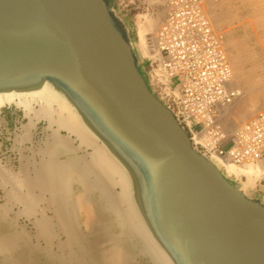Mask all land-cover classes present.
Wrapping results in <instances>:
<instances>
[{
    "label": "water",
    "instance_id": "95a60500",
    "mask_svg": "<svg viewBox=\"0 0 264 264\" xmlns=\"http://www.w3.org/2000/svg\"><path fill=\"white\" fill-rule=\"evenodd\" d=\"M228 176L112 0H0V264H264V200Z\"/></svg>",
    "mask_w": 264,
    "mask_h": 264
},
{
    "label": "built area",
    "instance_id": "2783aa9c",
    "mask_svg": "<svg viewBox=\"0 0 264 264\" xmlns=\"http://www.w3.org/2000/svg\"><path fill=\"white\" fill-rule=\"evenodd\" d=\"M163 7L147 68L155 93L205 155L237 166L264 162V109L230 133L221 127V117L241 92L231 84L223 37L202 0H163Z\"/></svg>",
    "mask_w": 264,
    "mask_h": 264
},
{
    "label": "rangeland",
    "instance_id": "374dc122",
    "mask_svg": "<svg viewBox=\"0 0 264 264\" xmlns=\"http://www.w3.org/2000/svg\"><path fill=\"white\" fill-rule=\"evenodd\" d=\"M112 1L127 17L134 44L147 70L150 57L144 56L138 48L139 30L145 20L154 19L151 22V34H154L164 18L163 0ZM202 8L213 28L223 37L232 70L231 84L241 92L221 117L222 129L230 133L264 109V0H202ZM218 166L226 173L220 164ZM228 177L240 183L245 181L243 176L238 178L229 174ZM257 180L253 179L251 188L264 200V182ZM83 214L81 212L80 217L86 229L88 225L84 218L87 214ZM115 252H108L112 264H135Z\"/></svg>",
    "mask_w": 264,
    "mask_h": 264
},
{
    "label": "bare ground",
    "instance_id": "6f19581e",
    "mask_svg": "<svg viewBox=\"0 0 264 264\" xmlns=\"http://www.w3.org/2000/svg\"><path fill=\"white\" fill-rule=\"evenodd\" d=\"M152 21H154V19H151V21L145 20L144 23H141V27L139 30V37H138V48H139V50L142 52V54L144 56H147L150 58L152 57V54L154 52V37H153V34H151V22ZM210 159L214 163L220 164L224 168V171L228 175L229 174L235 175L237 177L243 175L245 177V179H244L245 181L244 182L242 181V182H243L244 187L247 189L252 187L251 184H252L253 179H256V180L257 179H264V162H255V163H250V164H246L243 166H237V165H234L230 162L225 163V160L223 162L222 158L218 155H215V154H212L210 156ZM81 207H82V205H81ZM2 243L4 246H7V244L9 243V240L4 238L2 240ZM113 255H114V253H113ZM116 257H117V255H116Z\"/></svg>",
    "mask_w": 264,
    "mask_h": 264
},
{
    "label": "crops",
    "instance_id": "0c3cea01",
    "mask_svg": "<svg viewBox=\"0 0 264 264\" xmlns=\"http://www.w3.org/2000/svg\"><path fill=\"white\" fill-rule=\"evenodd\" d=\"M74 198H75L76 205H78V207H79V211L83 210V211H85V213H87L85 220L89 219L91 221V216L88 215L89 213H91V208L89 207V204H87L84 196L82 194H80V195L77 194L74 196ZM81 205H82V207H81Z\"/></svg>",
    "mask_w": 264,
    "mask_h": 264
}]
</instances>
